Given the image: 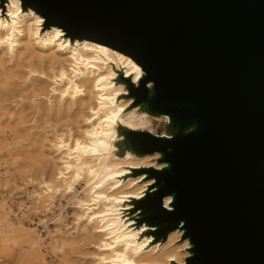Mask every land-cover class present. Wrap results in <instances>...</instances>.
<instances>
[{"label": "water", "instance_id": "95a60500", "mask_svg": "<svg viewBox=\"0 0 264 264\" xmlns=\"http://www.w3.org/2000/svg\"><path fill=\"white\" fill-rule=\"evenodd\" d=\"M22 2L130 56L144 71L137 87L123 79L134 105L170 118L171 138L124 136L135 155L158 153L165 164L133 170L156 188L133 211L173 216L169 225L147 221L164 241L183 224L185 264H264V0Z\"/></svg>", "mask_w": 264, "mask_h": 264}, {"label": "bare ground", "instance_id": "6f19581e", "mask_svg": "<svg viewBox=\"0 0 264 264\" xmlns=\"http://www.w3.org/2000/svg\"><path fill=\"white\" fill-rule=\"evenodd\" d=\"M81 36L22 0H0V189L28 195L34 210L20 217L0 195V254L15 264H185L183 224L152 246L144 231L156 227L127 218L132 200L156 190L132 170L165 166L158 153H116L120 127L152 132L158 120L121 100L118 71L135 86L144 71L106 39Z\"/></svg>", "mask_w": 264, "mask_h": 264}, {"label": "rangeland", "instance_id": "374dc122", "mask_svg": "<svg viewBox=\"0 0 264 264\" xmlns=\"http://www.w3.org/2000/svg\"><path fill=\"white\" fill-rule=\"evenodd\" d=\"M8 4L9 3H4V13H7V10H8ZM3 10V9H2ZM45 20V19H44ZM89 28V30H91L92 32H100L101 30H99L98 28H93V27H90V26H85V25H83V24H76V23H73L72 25H71V29H72V31H75V32H77V31H79V30H85V29H87V28ZM100 33H102V32H100ZM123 73H124V71L122 70V71H118V80H117V82L118 83H120V84H125L126 82L123 80ZM139 86V85H138ZM125 87L128 89V86H127V84H125ZM137 87V86H136ZM150 90H151V88H149ZM122 98H121V100L123 99V98H125V99H128V98H133L131 95H130V92H129V89H128V93L126 94V95H124V96H121ZM120 100V101H121ZM134 103H135V100L133 99V104L131 105V109L133 108V107H135V105H134ZM136 107L138 108V109H145V111H146V106H143V105H136ZM141 109V110H142ZM128 111H130V109L128 108ZM143 111V110H142ZM154 116H158L157 118H158V120H156V121H154V126H153V128H152V132H148V133H151V134H153V135H157V136H162V137H168V138H171L172 136V134H173V132H176V130H171V128H170V122L167 124L166 123V121H165V119H163L161 116H159V115H154ZM120 131H119V135H121V138L122 139H119L117 142H116V145H117V147H118V151L116 152L119 156H123L127 151H131V149H130V146H129V144L127 143V142H125L124 141V132H126V131H129L128 129H126V128H123V127H120V129H119ZM146 132V131H145ZM132 152V151H131ZM133 153V152H132ZM154 155V154H153ZM147 156H151V155H147ZM139 157H144V156H139ZM159 158H160V155H159ZM159 158L157 159V160H155V159H153V162H155V163H159ZM132 173H134L133 172V170H132ZM133 175H136V173H134ZM0 195H2V197H4L5 198V200L4 201H6V203L10 206V208H11V210L16 214V215H19L20 217H22V216H26V215H28V214H30V215H33L34 214V210L32 209V207L30 206L31 205V198H29V196L28 195H25V194H20V195H16V193H12V194H8V191L7 190H5V189H0ZM147 193V192H146ZM20 198H22L24 201H25V204L23 205V207H20L19 205H18V203H19V199ZM131 203H133V209L135 208V201L134 200H132L131 201ZM150 204H151V201L149 202V203H147V204H139L138 205V207H141L142 205L144 206V207H146V209H147V211H150V209H149V207H150ZM162 204H163V206H165V198L162 200ZM138 210H140V209H138ZM170 210H172V209H170ZM142 212H143V210H141ZM131 211H128V212H126L125 213V215L126 214H129ZM134 213L133 214H129L128 216H127V218L128 219H131V218H134L135 219V226L136 227H140V230H142L143 228L141 227V226H143V224L144 223H146V224H148L149 225V223L147 222L148 220H150V221H159V222H161L162 224H170L171 223V221H172V219H173V216H171V215H168V214H161V215H159L158 217H147V218H145V217H143V215L142 214H140L139 212H136V211H133ZM150 226V225H149ZM145 229V228H144ZM145 232V236H153V238H152V246H153V243L156 241H160V243H163V242H165L163 239H162V237H161V233H159L158 232V228L156 227V229H154V230H145L144 231ZM159 234H158V233ZM184 236H185V234H184ZM183 236V237H184ZM183 237L181 238V240L183 239ZM183 242V241H182ZM181 244V242H179V245ZM0 256H2V257H6V258H8V259H10L12 262H13V264H15V261H14V258L12 257V256H5V255H2V254H0Z\"/></svg>", "mask_w": 264, "mask_h": 264}, {"label": "built area", "instance_id": "2783aa9c", "mask_svg": "<svg viewBox=\"0 0 264 264\" xmlns=\"http://www.w3.org/2000/svg\"><path fill=\"white\" fill-rule=\"evenodd\" d=\"M0 264H11V263L0 256Z\"/></svg>", "mask_w": 264, "mask_h": 264}, {"label": "trees", "instance_id": "16d2710c", "mask_svg": "<svg viewBox=\"0 0 264 264\" xmlns=\"http://www.w3.org/2000/svg\"><path fill=\"white\" fill-rule=\"evenodd\" d=\"M146 111L149 112L147 109H146ZM127 132H129V131L124 132L125 134L123 136H125L127 134Z\"/></svg>", "mask_w": 264, "mask_h": 264}, {"label": "snow or ice", "instance_id": "6c2138e0", "mask_svg": "<svg viewBox=\"0 0 264 264\" xmlns=\"http://www.w3.org/2000/svg\"><path fill=\"white\" fill-rule=\"evenodd\" d=\"M137 71H139V70L137 69Z\"/></svg>", "mask_w": 264, "mask_h": 264}]
</instances>
